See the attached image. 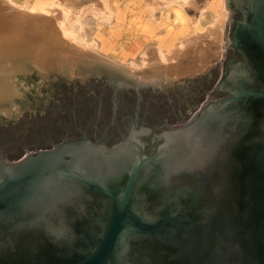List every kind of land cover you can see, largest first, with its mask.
<instances>
[{"label":"water","instance_id":"1","mask_svg":"<svg viewBox=\"0 0 264 264\" xmlns=\"http://www.w3.org/2000/svg\"><path fill=\"white\" fill-rule=\"evenodd\" d=\"M227 5L223 57L206 71L151 81L101 63H79L106 69H87L56 85L16 120L0 118V244L18 241L26 244L25 253L40 256L15 257L11 250L6 264H264V89L236 88L241 76L253 80V66L231 65V95L204 107L195 124L171 130L176 134L167 136L163 150L142 156L134 130L117 143L132 118L139 128L165 131L173 121L187 120L202 102L220 97L215 86L224 60L233 57L226 52L234 18L230 0ZM262 6L251 1L254 15L247 26L248 40L257 46H264ZM244 33L241 25L235 40ZM85 135L88 139L76 141ZM103 135L110 146L97 142ZM181 147V170L201 174L200 221L207 223L213 212L212 228H173L175 214L151 216L134 195L143 167ZM163 165L153 174L157 201L166 193V177L178 173ZM119 166L126 180L110 186L105 176ZM95 191L110 200L105 225L99 233L88 226L87 234L78 233L80 222H92L106 210ZM65 204L71 206L69 224ZM182 232L194 235H185L182 244ZM62 248H68L67 260L59 257Z\"/></svg>","mask_w":264,"mask_h":264},{"label":"rangeland","instance_id":"2","mask_svg":"<svg viewBox=\"0 0 264 264\" xmlns=\"http://www.w3.org/2000/svg\"><path fill=\"white\" fill-rule=\"evenodd\" d=\"M12 1L28 9L33 6L48 7L53 1L56 3V0ZM60 1L64 4L73 3L72 0ZM77 2L74 3L75 7L87 4L89 8L79 15L68 12L70 16L68 15L63 22L64 26H67V31L69 30L77 39L80 37V41L93 46L100 53L134 66L143 64L142 56L148 47H159L161 51H169L175 46H181L188 38H192L191 36L203 33L224 8L228 12L226 22L230 14L227 0H191L190 4L170 0H77ZM93 6L97 10L91 8ZM176 8L184 10L185 19H178ZM224 36L225 30L223 48L226 42ZM44 40H47V37ZM218 56L210 57L208 69L221 60L223 51ZM10 66L11 68L5 72L10 90L0 91V118L7 120L21 117L35 102L65 80L87 69H106L102 66L80 67L79 64H75V69L73 68L72 74L68 76L67 72L55 66L38 69L25 60L13 62ZM10 74L12 76L9 78Z\"/></svg>","mask_w":264,"mask_h":264},{"label":"bare ground","instance_id":"3","mask_svg":"<svg viewBox=\"0 0 264 264\" xmlns=\"http://www.w3.org/2000/svg\"><path fill=\"white\" fill-rule=\"evenodd\" d=\"M59 1L56 0L55 4L53 1L48 7L33 6L28 9L12 0H0V72L3 71L0 80L1 92L10 90L5 72L17 61H30L38 69L55 66L68 74H72L75 64L101 63L134 78L166 81L208 69L210 57L212 55L219 57L223 51V34L228 13L226 8L203 33L191 36L192 38L183 41L181 46H175L169 51H161L159 47H148L142 56L143 64L134 66L100 53L93 46L80 41V37L77 39L69 30L68 32L67 26L63 24L67 16H70L68 12L79 15L89 6L84 4L75 7L74 3L77 0H72V4ZM170 1L191 3V0ZM91 8L96 9L94 6ZM182 8H176L175 11L179 20L186 18ZM46 37L47 40H44Z\"/></svg>","mask_w":264,"mask_h":264},{"label":"flooded vegetation","instance_id":"4","mask_svg":"<svg viewBox=\"0 0 264 264\" xmlns=\"http://www.w3.org/2000/svg\"><path fill=\"white\" fill-rule=\"evenodd\" d=\"M251 1L252 0H230L231 7L234 12V18H233V27L230 32V43L227 46V53L233 54V57H230L229 59H225L223 62V68L222 73L219 77L218 83L215 86L216 89H218L221 92L220 97L216 98L215 100H206V102H202L200 106L195 109L194 112L190 116H187V120H184L183 122H176L173 121L172 124H169V129L159 131L160 128L158 127H141L139 128L136 125V118H132L125 135L121 137L117 143L124 140L131 131H135V138L140 140V142L143 144L142 146V156H152L154 153L158 152L160 149L163 150V148L167 144V136L171 134V130L181 129L183 127H188L191 124H195L196 120L200 118V115L204 111V107H207L211 102L219 100L220 98H223L225 96L231 95V84H232V76H229V67L231 65H251L253 66V69L251 70V77L253 80H249L245 77L237 78L236 84L238 85V89L243 88H252L255 85H258L256 88L258 89H264V46H257L254 45L250 39L248 38V32L247 26L252 22L254 11L251 9ZM262 4L264 7V0H258V5ZM264 10V8H263ZM264 14V13H263ZM243 26L244 30H246V33H244V37L240 39V41H236L234 38V33L238 29V27ZM249 39V40H248ZM253 54H257L258 57V63H255L253 61ZM255 57V56H254ZM260 65V66H259ZM256 68H258L256 70ZM228 84H224V83ZM257 84H255V83ZM230 84V85H229ZM204 101V100H203ZM190 111L186 114L189 115ZM199 120V119H198ZM197 120V121H198ZM210 127V126H209ZM179 133V132H177ZM83 139H88V137L85 135L82 139H77L76 141H82ZM98 143H103L108 145L105 135L101 136L98 140ZM61 143V142H60ZM59 144V143H58ZM116 144V143H115ZM114 145V144H113ZM134 145H137V142H134ZM56 146V145H55ZM110 146V145H108ZM112 146V145H111ZM48 149V148H47ZM184 151L183 147L177 148V150L174 151V153L166 159H160L156 162H153V160L149 161L142 169L139 177L137 178V181L135 183V192L134 195L138 197V202L141 203V207L145 208V211L151 215V216H172L175 214V219L170 223L173 228L178 229V227L185 228V227H192L196 228L201 226H207V227H214L216 224V218L213 212L208 211L209 213V219L207 223L201 222V214H202V207H200V204L198 201H200L201 192L199 191L198 187L201 183V174L198 171H188L185 172L184 170H181L183 166L185 165V159L184 156H182V152ZM192 152V150L190 149ZM28 156V155H27ZM26 157V156H24ZM23 157V158H24ZM137 157V156H136ZM22 158V159H23ZM21 160V159H20ZM133 161V159H132ZM167 161V162H166ZM168 166L167 169L173 170L176 168L178 170V173L176 174H170L169 177H166L167 183V189L165 195L160 198V200H156V198H159V195L157 193L155 194V191H153V184H155L158 179L154 176V172H156V169H159L161 166L164 167ZM181 170V171H180ZM149 173L150 176H149ZM154 174V175H153ZM126 174H124V171L121 169V167H117L116 171L112 174H107L105 178L107 179V183L110 186H121L126 180ZM96 197H99L100 199H103L106 201V210L99 211L97 215L95 214L93 210L94 217H92V222H80L78 226V233L81 234H87V226L93 227V231L95 233H99L105 223L104 213H107V210L109 208V199L104 197L103 194H101L98 191H95ZM207 197V196H206ZM209 202L211 205V200L209 196ZM209 205V206H210ZM70 205L65 204L64 205V218H65V224H69V217H70ZM210 208V207H209ZM204 211H206L204 209ZM92 214V216H93ZM100 217V218H98ZM98 218V219H97ZM91 224V225H90ZM176 224V225H175ZM194 233V232H193ZM191 232H182L184 237H181V243H187V239L185 235L190 236L194 235ZM64 241L66 242L68 240V237H64ZM81 241L83 240V237L80 236L79 238ZM26 244L21 242H14L9 243L8 241H3L2 244H0V264H6L7 258H9V251H14L11 256H17V257H23L25 256L30 257L31 259L39 258L40 256L37 255L36 252L32 253H25L26 252ZM28 245V244H27ZM31 247H34L31 245ZM29 248V246H28ZM68 249V248H67ZM65 248H62L59 250V257H61L63 260H67V253ZM47 252V250H46ZM46 255V254H45ZM57 255V254H56ZM55 256V255H54ZM27 257V258H28ZM51 257V255H50Z\"/></svg>","mask_w":264,"mask_h":264}]
</instances>
